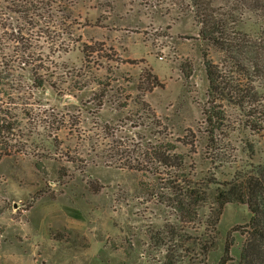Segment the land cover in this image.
<instances>
[{"label": "rangeland", "instance_id": "1", "mask_svg": "<svg viewBox=\"0 0 264 264\" xmlns=\"http://www.w3.org/2000/svg\"><path fill=\"white\" fill-rule=\"evenodd\" d=\"M56 1L83 15L81 26L74 36L56 26L29 36L61 95L25 87L18 101L32 111L30 122L22 120L30 141L0 161V264H164L167 253L176 264H218L226 247L237 264L248 207L226 206L212 231L209 210L183 216L164 181L205 187L255 170L264 163V122L256 130L245 113L217 104L226 120L209 142L203 48L189 12L179 13L182 0ZM89 7L97 8L87 15ZM1 8L0 28L8 23ZM261 26L248 15L240 30L257 38ZM83 43L98 51L90 70L81 62ZM3 50L14 47L4 41ZM13 66L25 83L27 71ZM148 70L163 85L151 93L142 78ZM89 80L107 83L120 98L110 95L100 106L93 100L99 86L86 87ZM67 94L79 105L63 106ZM162 155H184L186 171L162 168ZM208 243L214 246L205 257Z\"/></svg>", "mask_w": 264, "mask_h": 264}, {"label": "trees", "instance_id": "2", "mask_svg": "<svg viewBox=\"0 0 264 264\" xmlns=\"http://www.w3.org/2000/svg\"><path fill=\"white\" fill-rule=\"evenodd\" d=\"M2 14L8 23L0 30L4 32L0 39V161L9 156L14 148L22 149L30 141L29 135H23L22 120L32 119V111L18 103L21 94L27 91L38 94L51 88L58 96L61 95L56 86L48 79V68L41 54L32 51L29 36L35 30L50 34L52 27L57 28L67 36H74L81 26V16L74 15L68 5L56 0H0ZM173 5H177L176 2ZM179 13L189 12L195 25L199 28L198 38L202 45L205 73L208 81V104L204 111L209 142L211 136L221 129L226 116L216 113L218 105H226L245 113L250 118L252 126L261 131L260 123L264 122V0H182ZM83 7V6H82ZM97 7L86 8L87 15ZM252 15L262 23L259 36L240 30L246 16ZM89 24V23H88ZM87 25L86 27H88ZM51 31V32H49ZM9 32V33H6ZM57 32V31H56ZM55 33V32H54ZM4 41L13 45L14 50L4 54ZM77 44L81 40L76 41ZM2 51V52H1ZM84 66L90 70L93 55L98 51L93 46L82 44L81 50ZM218 55V62L211 59L210 54ZM13 65L28 73L24 83L15 78ZM147 83L146 92L151 93L156 88H162L159 79L151 70L143 73ZM3 81L9 83L4 84ZM142 80L137 90L140 91ZM98 82V81H97ZM89 80L90 84L97 83ZM98 93L93 95L94 102L107 101L113 89L107 83L99 82ZM114 93V98L116 97ZM111 95V98L113 97ZM20 105L18 109L15 104ZM53 111H56L53 109ZM52 126L56 125V132L62 128L63 121L54 117ZM31 125V124H30ZM20 132L17 135L15 133ZM26 139V141H25ZM16 140V141H15ZM15 142V144H13ZM162 168L186 171L184 155L173 157L162 155L157 159ZM167 189H172L174 205L183 216L193 220L199 212L208 209L210 217L207 224L212 231H216L223 211L228 205H246L251 214L248 225L242 233L246 236L240 260L237 264H264V163L248 173L236 175L231 181L222 184L208 183L205 187L197 183L184 186L181 181L173 184L164 181ZM193 185V186H192ZM214 243L204 245L201 252L207 256ZM205 262V260H203ZM202 261V262H203ZM203 262V264H204ZM229 248H225L224 255L218 264H230ZM164 264H176L173 255L167 253Z\"/></svg>", "mask_w": 264, "mask_h": 264}, {"label": "water", "instance_id": "3", "mask_svg": "<svg viewBox=\"0 0 264 264\" xmlns=\"http://www.w3.org/2000/svg\"><path fill=\"white\" fill-rule=\"evenodd\" d=\"M69 105H75V106L79 105V101H78L77 97H75L72 94H67L65 96L64 101H63V106H69ZM17 207H18V205L15 204L14 209H17Z\"/></svg>", "mask_w": 264, "mask_h": 264}]
</instances>
